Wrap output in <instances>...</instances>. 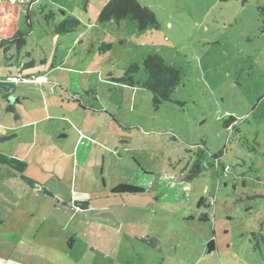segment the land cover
Masks as SVG:
<instances>
[{
	"label": "rangeland",
	"instance_id": "rangeland-1",
	"mask_svg": "<svg viewBox=\"0 0 264 264\" xmlns=\"http://www.w3.org/2000/svg\"><path fill=\"white\" fill-rule=\"evenodd\" d=\"M27 1L23 51H0L24 81L2 103L22 102L39 154L5 186L19 208L0 220V264H264V0H137L158 23L143 31L100 22L110 0ZM67 17L80 26L55 34ZM152 54L181 72L157 109L119 82Z\"/></svg>",
	"mask_w": 264,
	"mask_h": 264
},
{
	"label": "trees",
	"instance_id": "trees-1",
	"mask_svg": "<svg viewBox=\"0 0 264 264\" xmlns=\"http://www.w3.org/2000/svg\"><path fill=\"white\" fill-rule=\"evenodd\" d=\"M230 1L239 2L245 5L248 0H218L220 4ZM29 2H11L10 0H0V51L6 58L10 49H15L17 55L23 51L26 44L25 35L18 29V19L21 11V5ZM29 20V12L25 13ZM52 17V14L45 19ZM130 19L133 21L139 31L149 27L158 29V23L154 13L146 6L140 5L137 0H110L101 9L98 20L100 22ZM264 25V24H263ZM80 26V22L74 18L67 17L55 28V34H67ZM106 50H110L111 44H107ZM143 72L144 80L135 82L134 76ZM181 72L179 69L167 65L162 57L157 54L148 55L142 60L141 65L132 63L127 66L120 83L133 88L135 85L150 91L152 94L153 105L157 109L164 102H171V94L180 83ZM8 110H12L8 107ZM113 193L138 195L144 191L132 186H117L112 189ZM214 242L207 243L206 248L209 253L214 251Z\"/></svg>",
	"mask_w": 264,
	"mask_h": 264
},
{
	"label": "crops",
	"instance_id": "crops-1",
	"mask_svg": "<svg viewBox=\"0 0 264 264\" xmlns=\"http://www.w3.org/2000/svg\"><path fill=\"white\" fill-rule=\"evenodd\" d=\"M8 57L9 58H6V61H8L10 58H13V56L9 54V52ZM14 78H17V76L13 75L11 72H8L7 70H0V173L5 169L8 170L9 173V177L7 174L2 175V178L0 177V214L3 215V217H0V220L3 218H7L5 220H9L11 216L17 213L19 208V206H17V204H14L13 201L11 202L12 204L8 202L7 196H11V193H14V196H17L20 190L15 188V191H7V189H5V186L9 181H11V178L14 177V173L17 174L15 175V178L21 177V171L19 169V166L25 164V160L28 158V156H32V159L34 161L31 162V164H33L37 161V156L39 154V152L32 154L33 150L38 148V145L35 142L36 140L34 139L35 135L37 134V131L33 127V122L23 125L21 116L17 113L19 112V109L16 106H20L22 102L17 98L15 100L16 106L8 105V107H11L12 110H8L7 107L6 112H3L4 109L2 101L8 98H10V100H13L12 98L15 97V93L17 92V90H19L17 89V87H15L16 83H21L24 81L19 80V78L21 77L17 78L19 81H11V79L13 80ZM8 113H14V121L13 123L11 122L10 125H7L9 122V117L7 116ZM6 117L8 118L5 119ZM22 130L27 131L29 133V136L31 137L32 141L27 144H23L24 142H22L21 137H23L24 131L22 132ZM6 133L10 135H7ZM9 141L11 143H9ZM22 145H25V148L22 149ZM93 208L95 209V211L97 210L96 207ZM19 211L21 212V210Z\"/></svg>",
	"mask_w": 264,
	"mask_h": 264
},
{
	"label": "built area",
	"instance_id": "built-area-1",
	"mask_svg": "<svg viewBox=\"0 0 264 264\" xmlns=\"http://www.w3.org/2000/svg\"><path fill=\"white\" fill-rule=\"evenodd\" d=\"M11 2H28L27 0H10ZM18 79L17 78H14L13 80L11 79V81H13V82H16ZM19 80L21 81V80H24L23 78H19ZM18 80V81H19ZM34 81H37V82H40L41 81V78L40 77H38V78H36V80H34Z\"/></svg>",
	"mask_w": 264,
	"mask_h": 264
}]
</instances>
